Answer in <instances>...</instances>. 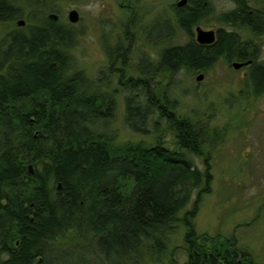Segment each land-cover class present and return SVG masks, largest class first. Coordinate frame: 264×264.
<instances>
[{"label":"trees","instance_id":"trees-1","mask_svg":"<svg viewBox=\"0 0 264 264\" xmlns=\"http://www.w3.org/2000/svg\"><path fill=\"white\" fill-rule=\"evenodd\" d=\"M238 1L243 8L227 17H215L203 2L178 10L188 33L209 18L234 23L236 33L211 47L168 41L161 55L166 78L186 65L211 71L223 53L238 52L243 30L264 35V0ZM18 15L11 0H0V22L13 23ZM71 32L43 18L0 45V264L155 262L179 227L185 229L188 264H255L232 238L209 250L213 239L196 232L194 220L212 184L209 159L204 171L194 162L212 149L205 130L177 115L168 85L162 94L135 80L122 85L128 92L126 125L148 133V121L158 116L153 141L119 143L101 131L114 120L117 100L100 90L102 77L76 69ZM244 39L253 48L254 39ZM253 57L245 85L256 97L264 94V57L259 48ZM163 124L173 145L161 132ZM69 234L81 242L61 243ZM86 249L98 262L88 260Z\"/></svg>","mask_w":264,"mask_h":264},{"label":"rangeland","instance_id":"rangeland-1","mask_svg":"<svg viewBox=\"0 0 264 264\" xmlns=\"http://www.w3.org/2000/svg\"><path fill=\"white\" fill-rule=\"evenodd\" d=\"M11 1L22 8V19L26 21V26L20 27L18 21L1 23L0 45L10 33L26 31L37 25L38 18L43 15L40 13L42 9L37 12V8L27 7V0ZM117 1L119 0H48L58 12L59 24L72 28L73 45L70 53L76 69L83 71L91 79L102 77L100 90L116 97L117 112L114 120L104 130L100 129L102 125L97 129L114 134L119 143L152 142L154 135L150 132L154 130V121L161 119L155 116L148 121V133L139 134L128 128L125 120L128 92L119 82L121 73L111 69L108 56L111 41L100 43V38L108 36L113 25L116 27V36H124L121 32L127 15ZM176 1L132 0L139 9V18L147 12L155 17L157 10L162 9L165 16L169 17L170 7ZM208 2L215 17L230 6L229 0ZM71 9L81 12L82 19L76 25H71L68 21ZM32 10L34 13L31 15ZM140 43L137 40L133 43L130 63L126 67L129 76L141 77L138 67L140 57H145L142 55L145 50L153 53V59H156L157 46ZM256 43L264 57V36L256 39ZM243 74L230 70L223 61H218L201 81H197V76L190 72H180L173 77L166 78L164 75L161 83L164 91L168 85V95L177 102V115L193 120L204 129L207 141L212 144L211 151L205 152L204 157L194 158L195 164L202 171L205 170V160L209 159L212 175L211 192L203 197L194 220L197 234L213 239L214 243L211 241L208 245L209 250L214 248L215 243H219L218 240L224 242L232 238L239 251L247 252L255 264H264V94L255 97L251 90L243 89L246 80ZM161 132L166 134L167 144L173 145L175 138L167 131L166 125H161ZM191 206L192 203L186 210L191 209ZM184 234V227H179L171 235L168 250L160 255L159 261L151 262L148 257L140 264H188ZM66 241L61 243H69L72 247L81 242L71 234L67 235ZM86 253L88 260H96L90 251L87 250Z\"/></svg>","mask_w":264,"mask_h":264},{"label":"flooded vegetation","instance_id":"flooded-vegetation-1","mask_svg":"<svg viewBox=\"0 0 264 264\" xmlns=\"http://www.w3.org/2000/svg\"><path fill=\"white\" fill-rule=\"evenodd\" d=\"M26 2L25 0H23ZM230 6L229 9H226L222 15L224 17H227L230 13H234L236 10L239 11L243 8V6L239 5L238 0H229ZM13 2V1H12ZM29 4H28V3ZM26 4L27 7H34L37 8V12H39V9H42L43 15H41L40 19L38 18V21H40L43 18H47L48 20H51L53 23H59V15L56 9L53 8V5L51 6L48 0H27ZM119 3V6L123 11L125 12V15L127 17H124L126 20L125 24L123 25L122 29L123 31L121 33H124V36H121V34L116 36V27L113 25L114 28L110 27V32L108 36H102L100 38V43H104L107 41H111V52H108V56L111 62V69L117 73H121V77L119 78V82L121 86H128V83H132V81L138 80L141 82H145L149 89H155L159 93L162 92L164 94V85L161 83V78H164V72H163V58L162 53L165 50V44H168V41L173 42V44H182L187 45L191 42H195L201 46L211 47L215 45L219 38H229V36H232L236 33L235 31V25L234 23H218L213 22L209 18L210 22L208 21H201L197 22L188 28H191L192 31L188 33L186 31L187 26L181 25V23L178 21V10H194L195 7L193 5H199L200 2H203V6L205 8H211V5L209 4L208 0H177L175 3H173L170 7V16H165L164 9L157 10V14L155 17H151V14L147 12L145 15L142 14V17L139 18V9L134 6V3L132 0H119L117 1ZM244 2V0H242ZM14 5V4H13ZM254 7V4L252 5ZM256 6V5H255ZM17 6L14 5V8ZM258 7V6H256ZM261 7H264V5H261ZM44 8V9H43ZM197 8V7H196ZM260 8V7H258ZM17 12H19V15L16 16V21H18V25L21 21H24V25H19L20 27L26 26V21L22 18L23 17V10L18 6ZM76 10L77 9H71ZM69 10V12L71 11ZM69 12H68V21H69ZM34 13V10L31 11V15ZM80 19L78 23H80L82 17L81 12H79ZM36 15V14H35ZM39 15V14H38ZM52 15H56L54 18ZM2 22H0L1 24ZM70 23V21H69ZM76 23V24H78ZM36 26V25H35ZM216 27V28H214ZM198 29H202L204 31H214L215 35V42L212 44H202L198 41ZM167 32V35H166ZM242 32V39L239 43L238 52L236 54H229V53H223L222 56L218 57V61H223L226 66L229 67L230 70L236 71L237 73L243 74V71L245 72L243 75L245 79H247L250 75H252L253 69L252 66L255 64V60L253 57V53L255 51L261 50L259 47V44L256 43V39L260 37H253L252 35L246 33L244 30ZM190 34V35H189ZM264 36V35H263ZM250 40L251 38L254 39L253 48H250L246 45V39ZM262 37V36H261ZM168 39V40H166ZM137 41H140L141 44H147V45H156V59L154 58L153 53H149L148 50H145L142 55H145L140 57L141 63L138 67L140 70H147L146 72L141 73V77H133L132 75H126L124 72V68L127 67V65L130 63L129 57L132 54V46L133 43ZM246 40V41H245ZM250 48V49H249ZM247 51V52H244ZM205 58L213 57V55H203ZM264 61V60H263ZM235 64L240 65L241 67L236 68ZM183 67V66H182ZM189 67V69H188ZM191 67L189 65H186V67H183L182 69H176L175 71L180 73L182 71L190 72L194 76H197L196 80L201 81L203 80L206 75L209 72L197 70L194 72L190 71ZM177 73V74H178ZM127 76V77H126ZM199 76H203V78L198 80ZM123 77V78H122ZM246 82V80H244ZM246 89L247 86L244 84L243 89ZM250 90L251 87H248ZM252 91V90H251Z\"/></svg>","mask_w":264,"mask_h":264},{"label":"water","instance_id":"water-1","mask_svg":"<svg viewBox=\"0 0 264 264\" xmlns=\"http://www.w3.org/2000/svg\"><path fill=\"white\" fill-rule=\"evenodd\" d=\"M54 18L56 17V15H52ZM79 19H80V16H79V13H78V11H76V10H71L70 12H69V21L71 22V23H73V24H75V23H78V21H79ZM25 24V22L24 21H21L20 23H19V25H24ZM215 33H214V31H204V30H202V29H198V41L200 42V43H202V44H212V43H214L215 42V35H214ZM235 67L236 68H239V67H241L240 65H238V64H235ZM203 78V76H199L198 77V80L200 79H202Z\"/></svg>","mask_w":264,"mask_h":264}]
</instances>
